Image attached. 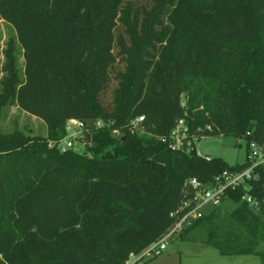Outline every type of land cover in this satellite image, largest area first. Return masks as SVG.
<instances>
[{"label": "trees", "instance_id": "16d2710c", "mask_svg": "<svg viewBox=\"0 0 264 264\" xmlns=\"http://www.w3.org/2000/svg\"><path fill=\"white\" fill-rule=\"evenodd\" d=\"M0 19L23 59L21 73L9 41L0 113L15 104L48 128L0 129V264H124L192 207L189 180L242 171L249 144L264 143V0H0ZM69 119L87 124L81 153L48 146ZM179 119L198 141L243 140L244 162L171 150ZM258 172L227 193L229 215L214 209L176 238L264 264Z\"/></svg>", "mask_w": 264, "mask_h": 264}, {"label": "built area", "instance_id": "2783aa9c", "mask_svg": "<svg viewBox=\"0 0 264 264\" xmlns=\"http://www.w3.org/2000/svg\"><path fill=\"white\" fill-rule=\"evenodd\" d=\"M143 121L144 117L142 116L131 120L129 123L130 132L143 133ZM95 125L101 127L102 123L97 121ZM86 127L87 124L83 121L69 119L65 123L64 138L55 144L49 143L48 146L51 148L56 146L60 152L73 149V141H77L81 143L82 146H85V135H89ZM205 130L210 132L211 127L206 126ZM112 134L118 136L119 132L114 130ZM202 138L204 137H201V139ZM167 141L169 142L170 149L173 151L185 150L190 152L195 150L196 152L195 145L198 142V137L190 133L183 119H179L176 121ZM248 149L247 160L249 166L246 169L242 171H223L207 185H203L195 179L189 180L187 185L193 188L195 192L194 204L192 207L188 208V204H186L177 211L174 215H176L178 219L173 227L157 242L145 247L137 254L131 253L124 264H142L156 258L166 249V243L169 240L178 237L185 228L191 226L196 220L204 217L210 211L222 208L228 192L236 191L241 187L246 189L249 181L257 180L260 177L258 170L262 169L264 171V143L258 144L256 142H251ZM242 200H245L248 204L253 206L254 209L258 207V203L249 195H245ZM186 207L188 209L178 217V213L183 211Z\"/></svg>", "mask_w": 264, "mask_h": 264}, {"label": "rangeland", "instance_id": "374dc122", "mask_svg": "<svg viewBox=\"0 0 264 264\" xmlns=\"http://www.w3.org/2000/svg\"><path fill=\"white\" fill-rule=\"evenodd\" d=\"M11 41L17 48V65L23 71L21 50L16 41V34L11 25L0 19V81L3 76V50ZM0 129L4 133L14 130L31 136H47L48 128L38 118L23 112L17 105L11 104L3 108L0 113ZM50 143V142H49ZM48 143V144H49ZM85 146L73 141V150L81 153ZM196 153L203 158H221L230 165L242 164L245 160V142L237 141L230 136L206 137L195 145ZM237 204L226 200L221 208L225 215H229ZM208 210V209H207ZM194 236H197L194 234ZM142 264H261L259 257L249 256H222L211 246L193 239L184 241L172 238L166 243V249L156 258Z\"/></svg>", "mask_w": 264, "mask_h": 264}, {"label": "water", "instance_id": "95a60500", "mask_svg": "<svg viewBox=\"0 0 264 264\" xmlns=\"http://www.w3.org/2000/svg\"><path fill=\"white\" fill-rule=\"evenodd\" d=\"M85 137H86V140L89 141V139H90V138H89V135L86 134Z\"/></svg>", "mask_w": 264, "mask_h": 264}, {"label": "crops", "instance_id": "0c3cea01", "mask_svg": "<svg viewBox=\"0 0 264 264\" xmlns=\"http://www.w3.org/2000/svg\"><path fill=\"white\" fill-rule=\"evenodd\" d=\"M205 245V244H204Z\"/></svg>", "mask_w": 264, "mask_h": 264}]
</instances>
